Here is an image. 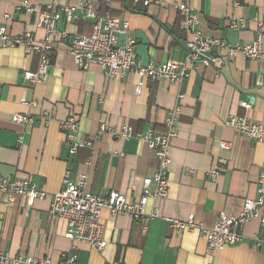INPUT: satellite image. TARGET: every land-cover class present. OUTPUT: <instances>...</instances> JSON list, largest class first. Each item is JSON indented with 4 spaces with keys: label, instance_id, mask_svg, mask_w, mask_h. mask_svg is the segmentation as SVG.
I'll return each instance as SVG.
<instances>
[{
    "label": "crops",
    "instance_id": "obj_1",
    "mask_svg": "<svg viewBox=\"0 0 264 264\" xmlns=\"http://www.w3.org/2000/svg\"><path fill=\"white\" fill-rule=\"evenodd\" d=\"M30 1L42 8L51 2ZM55 1L57 28L67 36L53 39V67L43 83L23 78L24 72L38 69L39 54L0 45V175L33 181L46 193L44 200L30 207L26 198L15 196L10 203L7 193L0 191L1 250L10 257L48 258L52 264H60L72 247L78 251L77 264H264V250L257 249L253 240L264 239V226L257 220L245 226L239 244L215 256L208 254L199 231L178 232L166 221H185L193 215L196 223L209 228L221 213L238 216L244 201L256 198L264 143L223 123L231 115L264 122V63L237 56L226 59L219 72L199 63L182 83L144 79L135 73L109 79L96 65L81 71L70 56V45L75 35L92 32L93 20L80 13L67 22L61 7L76 6L79 0ZM88 1L96 11L129 23L138 41L135 57L143 65L184 58L190 37L180 28L177 5L183 2L198 15L197 30L203 36L248 44L261 33L264 49V27L258 26L264 21V0H152L148 6L145 0ZM18 5V0H0V27L6 26L14 36L32 34L42 42L46 33L38 16L15 13ZM241 19L244 28H230L232 21ZM139 85L142 92L137 95ZM244 102L251 107H242ZM177 106L169 196L147 206L148 213L158 208L161 217L144 232L141 223L129 216L113 217L104 210L106 247L98 251L86 243L74 244L68 238L67 220L50 213L52 197L61 190L66 173L73 180L86 174L87 188L96 195L115 191L138 200L143 179L153 177L159 161L139 137L114 138L110 131L128 125L137 135L149 129L164 134L166 120ZM16 114L32 116L36 122L16 124L12 120ZM69 116L79 122V138L96 139L101 125L110 131L95 140L93 149L70 155L60 128ZM223 141L231 143L230 150L221 149ZM221 158L226 164L212 179L209 173Z\"/></svg>",
    "mask_w": 264,
    "mask_h": 264
},
{
    "label": "built area",
    "instance_id": "obj_2",
    "mask_svg": "<svg viewBox=\"0 0 264 264\" xmlns=\"http://www.w3.org/2000/svg\"><path fill=\"white\" fill-rule=\"evenodd\" d=\"M18 1L19 5L15 13L25 12L29 15H37L38 25L45 30V39L38 42L29 33L14 36L9 33L6 26H2L0 27V45L4 48H23L28 55L39 54L38 69L24 72L23 78L31 84H41L46 80L53 67V39L56 37L65 38L67 35L57 28L58 4L55 0H51L44 8L38 7L30 0ZM133 2L139 1L133 0ZM151 2L152 0H145L143 4L148 6ZM177 9L182 15L180 28L190 37L185 43L184 58L160 64L149 63L148 65H143L135 57L138 41L131 35L128 22L96 11L88 0H79L76 6L66 5L60 10L64 13L67 22L75 20L80 13L93 20L92 32L85 35H75L73 38L70 45V56L75 66L81 71L96 65L109 79L135 73L144 79L182 83L189 76L191 67H195L199 63L212 66L217 72L224 67L226 59H233L237 56L264 63L261 33L256 40L248 44L229 43L223 39L205 37L197 30L199 18L189 2L179 3ZM5 18L9 19L10 16L6 15ZM244 25V20H234L231 22L230 28L239 30L244 28ZM258 26L263 28L264 21H258ZM120 37H124V43L120 44ZM135 92L140 95L142 86L139 85ZM182 97L183 95L179 96V98ZM242 107L248 109L251 105L244 102ZM179 108V106L175 107L167 118L164 134L149 129L146 133L137 135L133 128L128 125L113 131H110L106 125H101L97 131L96 139L89 140L78 137L79 122L76 117L69 116L60 124L65 137L63 139L64 146L70 155H75L82 148L93 149L95 140L110 131L114 138L130 140L136 136L139 137L155 153L159 161V167L153 177L143 179L142 193L136 201L126 199L124 195L115 191L106 196L96 195L87 188L88 176L86 174L79 173L73 180L68 171L62 179L61 190L52 197L50 213L67 220L68 238L74 244L86 243L98 251L106 247L103 232L104 224L101 219L104 210H107L113 217L117 215L129 216L134 221L141 223L144 232L147 231L151 221L161 217L158 208L148 213L147 206L153 199L167 200L169 196V175L173 166L171 139L176 136L175 122L180 112ZM12 120L16 124H34L36 122L35 118L25 114H16ZM223 125L255 142L264 143V122H254L246 117L231 115L225 119ZM221 149L230 150L231 143L223 141ZM225 164V159H219L209 176L215 179ZM257 186L256 198L244 201L240 215L228 216L221 213L218 221L212 227H202L196 223L193 215L185 221L168 218L166 221L171 228L178 232L199 231L207 241L208 254L215 256L226 248L239 244L243 240L244 228L249 222L257 220L264 226V161L260 167ZM0 191L7 193L10 203L14 201L15 196L20 195L26 198L30 207L36 201H42L46 197V193L33 181H18L14 176L0 175ZM253 240L257 249L264 250L263 238L257 237ZM77 259V248L72 247L61 256L60 264H77ZM0 264H52V262L44 257H10L0 248Z\"/></svg>",
    "mask_w": 264,
    "mask_h": 264
}]
</instances>
